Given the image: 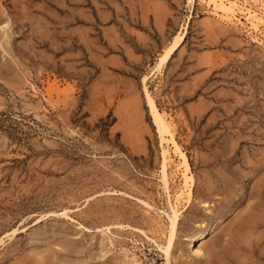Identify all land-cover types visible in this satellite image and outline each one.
Returning a JSON list of instances; mask_svg holds the SVG:
<instances>
[{
  "label": "rangeland",
  "instance_id": "1",
  "mask_svg": "<svg viewBox=\"0 0 264 264\" xmlns=\"http://www.w3.org/2000/svg\"><path fill=\"white\" fill-rule=\"evenodd\" d=\"M210 12L200 0H0V264H264V28ZM146 89L194 178L168 257Z\"/></svg>",
  "mask_w": 264,
  "mask_h": 264
},
{
  "label": "bare ground",
  "instance_id": "2",
  "mask_svg": "<svg viewBox=\"0 0 264 264\" xmlns=\"http://www.w3.org/2000/svg\"><path fill=\"white\" fill-rule=\"evenodd\" d=\"M198 0H189V4L193 6ZM202 3H205L207 7L211 10V14L218 18L219 20L227 23H239L245 24L242 22V19L245 20L247 25L250 27L251 32L260 33L262 28H264V0H200ZM255 4L256 6H254ZM239 17H242L239 18ZM233 25V24H232ZM187 34V28L184 29L174 41L164 50L163 54L158 59L157 63L153 67L154 74L161 72L163 68L170 62L173 55L181 48L183 45ZM261 34V33H260ZM145 78V82L147 81ZM144 82V83H145ZM147 101L151 114L154 120V123L157 127L158 134L162 143L164 150V158L161 172L162 184L164 185V192L168 195L170 211L167 213L169 223L167 227V232L165 234V242L163 245L158 247L163 251L165 256H169L174 248L177 239V233L179 228V221L182 215L181 204L186 201L187 204L192 202L193 198V186L194 178L192 176V171L187 156L183 152L180 145L177 143L175 136L172 132L171 122L168 121L167 116L162 114L156 103L148 90L146 89ZM179 159V164L176 165L177 170L174 172L171 167V151ZM180 175L182 179V186L175 195L172 193V178ZM147 206H150L148 203L143 202ZM151 207V206H150ZM66 215V213H63ZM122 227V226H121ZM17 233V230H14L10 234L11 237H14ZM143 234H146L142 231ZM9 236V235H8ZM7 236V237H8ZM204 238V234H198L195 237L191 238V244L199 243ZM154 241V240H153ZM156 242V241H155ZM157 243V242H156ZM194 250V249H193ZM197 254H201L200 249L195 250Z\"/></svg>",
  "mask_w": 264,
  "mask_h": 264
}]
</instances>
